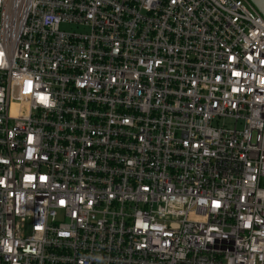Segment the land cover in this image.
<instances>
[{
	"label": "built area",
	"instance_id": "built-area-1",
	"mask_svg": "<svg viewBox=\"0 0 264 264\" xmlns=\"http://www.w3.org/2000/svg\"><path fill=\"white\" fill-rule=\"evenodd\" d=\"M0 264H264L248 0H0Z\"/></svg>",
	"mask_w": 264,
	"mask_h": 264
},
{
	"label": "rangeland",
	"instance_id": "rangeland-1",
	"mask_svg": "<svg viewBox=\"0 0 264 264\" xmlns=\"http://www.w3.org/2000/svg\"><path fill=\"white\" fill-rule=\"evenodd\" d=\"M61 30L62 31H65V32H76V33H83V32H86V29H83L81 27H78V26H73V25H61ZM226 125L227 126H231L232 123L230 121H227L226 122Z\"/></svg>",
	"mask_w": 264,
	"mask_h": 264
},
{
	"label": "water",
	"instance_id": "water-1",
	"mask_svg": "<svg viewBox=\"0 0 264 264\" xmlns=\"http://www.w3.org/2000/svg\"><path fill=\"white\" fill-rule=\"evenodd\" d=\"M264 19V0H248Z\"/></svg>",
	"mask_w": 264,
	"mask_h": 264
}]
</instances>
